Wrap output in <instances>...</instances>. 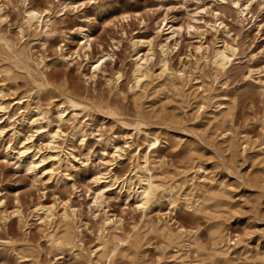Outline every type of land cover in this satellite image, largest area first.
<instances>
[{"label":"rangeland","instance_id":"rangeland-1","mask_svg":"<svg viewBox=\"0 0 264 264\" xmlns=\"http://www.w3.org/2000/svg\"><path fill=\"white\" fill-rule=\"evenodd\" d=\"M60 1L27 2L52 4L57 11L53 18L56 32L40 45L30 31H25L21 40L22 0H0L5 15L0 20V70H6L0 74V103L8 108V113L0 111V128H5L0 134V264H103L96 262L93 251L100 237H105L102 226L107 217L117 223L109 230L110 237L115 232L139 233L138 247L120 252L110 264H193L199 260L214 264L210 254L218 230H223L225 247L238 251L237 264H264V161L257 154L264 143V0H255L253 17L248 15L245 21L238 17L234 0H81L77 6L58 11ZM236 1L243 4L247 0ZM162 19L177 27L166 49L173 77L160 76L161 43L165 42L156 37V23ZM81 29L89 30L93 37L90 62L102 50L111 55L96 78L86 77L92 67L84 56L76 57ZM150 38H156L148 63L152 75L146 84L136 87L132 41ZM5 40L14 44L17 52L24 40L29 41L34 58L44 60L49 84L41 98L36 97L39 88L33 78L10 57ZM225 45L235 48L236 55L224 72H215L204 57ZM60 47L64 55L73 57L72 63L60 62ZM67 91L83 98L92 109L75 120L73 108L65 105L67 114L71 113L62 130L69 133L72 125H81L89 133L87 142L82 144L67 135L58 139V152L64 160L53 165L54 177L42 170L51 167L52 158L39 166L37 176L17 168L6 153L16 142L10 124L22 111L37 105L56 115L62 93ZM220 104L229 105L231 111L216 122L213 114L219 113ZM107 108L113 116L105 115ZM139 117L161 138L151 159L157 164L160 161L166 170L158 178L178 186L177 208L159 195L144 212L135 198L126 196L125 188L106 190L99 204L94 202L98 170L105 174L99 183L103 187L109 184V175L122 180L132 174L136 154L143 149L151 151L152 146L143 142L138 147L141 133L132 123ZM40 123L47 130L56 126L54 122ZM37 126L25 120L14 128L23 144L33 145L37 156L53 155L57 151L48 146L47 137L36 132ZM100 137L114 139L118 152L101 143ZM67 150L73 156H65ZM197 164L206 168L200 172L202 176L193 167ZM109 170L112 173L108 175ZM193 177L205 178L211 193L223 188L227 192L224 203L213 206L209 201L208 207L196 210L197 193L186 203L184 194ZM38 205L71 215L79 237L73 249L60 252L50 245L47 227L35 218ZM17 209L22 211V219L14 215ZM164 225L174 231L179 226L187 230L178 239L180 248L150 229Z\"/></svg>","mask_w":264,"mask_h":264},{"label":"bare ground","instance_id":"bare-ground-1","mask_svg":"<svg viewBox=\"0 0 264 264\" xmlns=\"http://www.w3.org/2000/svg\"><path fill=\"white\" fill-rule=\"evenodd\" d=\"M28 0H22V3L25 5L24 17L22 24L20 26L21 40L24 39V32L30 31L33 32L36 36V40H39L40 45L46 44L51 36H53L56 32V25L54 22V15L56 14V10L52 4H47L44 6L29 4ZM81 0H63L58 4V11H63L67 7L77 6ZM255 0H247L243 4L239 1L234 0L233 3L238 7L237 13L238 17L242 19V21L248 20V15L252 14V6ZM218 16V15H217ZM5 15L3 13L2 4L0 3V20H4ZM127 16L123 17L126 19ZM169 23V22H168ZM166 22V19H162L157 22L156 27V37L163 38V42L161 43V48L164 53L163 58L160 61V76L166 74L167 76L173 77L175 75L174 71L170 69L168 60L166 58V49L168 48V42L172 38H174L177 27L174 24H169ZM222 24L216 23V27H219ZM165 26H168L167 31L165 30ZM78 36L80 38L79 49L76 51V57L81 58L84 56L87 62L90 63L92 67L91 75L86 76L88 79L96 78L98 73L104 71V66L106 62L111 59V55L102 50L100 55L90 62V52L92 51V40L93 37L89 30L81 29L78 32ZM2 37V36H1ZM156 38H150L148 40H140L139 42L136 40L132 41L133 45V79L136 83V87H142V85L146 84L151 78V70L149 67V60L153 57L152 47L154 45ZM5 43L8 49L11 51L10 57L21 64V68L26 71L36 83L39 90L36 91V97L39 99L44 96V92H46V88L49 84L48 78L46 77L43 67L45 66L44 60H38V58H34V54L32 52L31 43L26 40L23 41L24 45L22 46V50L17 52L14 50V44H12L5 40ZM146 49V51H144ZM58 58L60 62L72 63L73 57H67L64 55L62 51V47L59 49ZM236 55V49L233 47H229L227 45L224 48L215 49L212 54L209 56H205L204 60L207 63H211L213 65L215 72H224L226 68L232 63L233 57ZM6 70H0L1 72ZM40 75V77L37 76ZM181 75V74H180ZM119 75L117 79H119ZM172 79V78H171ZM172 81V80H171ZM264 81V80H263ZM174 84V83H173ZM179 84V83H178ZM175 85V84H174ZM52 87V86H51ZM55 87V86H54ZM201 87V85H200ZM2 94V90H0V95ZM63 101L58 108L56 115L51 113L49 108L42 107L37 105L34 108L28 107V109L22 111L20 117L15 119L10 126L12 127L11 132L16 137L15 145H10L7 147V156L10 160L15 161L17 168L24 170L28 173H33L35 176L38 175L39 166L45 162L48 158H52L53 162L51 163L50 168L44 167L43 173L48 174L50 177L56 176V170L53 165L62 164L63 163V155H61L59 149L58 139H62L64 135L68 137L80 141L82 144H85L88 140L89 133L83 126L72 125V129L69 133H66L62 130V124L67 121L68 105L73 108L72 115L75 120H78V116L83 111H89L92 109L91 104L86 102L80 96L72 93V92H63ZM227 104V103H226ZM93 105V104H92ZM94 108V107H93ZM96 109V108H95ZM231 107L229 105L220 104L219 113L216 112L213 114L214 120L217 122L219 116H224L227 112L231 111ZM0 111H4L5 113L8 111V108L0 103ZM8 113V112H7ZM230 113V112H229ZM114 112L107 108L105 111V115L113 116ZM35 117V118H34ZM115 118V117H114ZM124 118V117H123ZM8 119L11 120L12 117L8 115ZM25 120H29L31 123L38 124L36 132L40 136L47 137L48 146L57 152L50 156H37L36 151L33 150V145L23 144V141L20 139L18 132L14 128V125L18 122H24ZM118 120V119H117ZM123 120V119H122ZM222 120V119H221ZM41 121L47 122V124H51L54 122L56 124L54 130H47L40 123ZM80 121V120H79ZM124 121V120H123ZM215 123V122H214ZM223 123V122H222ZM221 123V125H222ZM135 130L138 131V134L141 133V138L138 139V147H141L142 143H145L147 147H151V151L147 152L143 149L141 152L136 154V161L132 163L133 169L131 170L130 175L126 176L122 180L115 177V175H109L112 173L111 170L107 172L110 178L109 184H105L103 187L100 186V181L105 175L101 170L96 172V182L97 186V194L94 197L95 203L99 204V198L103 196L106 190L119 188L122 190L125 188L126 196L133 197L137 201V206L142 211L146 212L151 206L157 202L159 195L162 197H166L168 204L174 209L177 208L179 204V198L175 195V191L178 186L176 185H167L158 177L161 174H165L166 170L162 167V163L158 161V164L151 159V153L157 151V147L161 144V138L156 131H152L147 128V123L145 118L139 117L135 119L132 123ZM264 125V120H263ZM133 129V130H134ZM5 132V128H0V134ZM224 132V131H223ZM222 132V133H223ZM236 137V136H235ZM100 142L106 146H111L115 148V151L118 152L117 145L114 142V139L110 138H99ZM228 141V140H227ZM249 140L247 139V142ZM232 142V141H230ZM229 142V143H230ZM228 143V145H229ZM236 144V143H235ZM19 145V147H18ZM232 146L233 143H230ZM149 147V148H150ZM230 149V148H229ZM246 149V147H244ZM232 152V151H231ZM257 154L260 157V160L264 161V143L260 145L257 149ZM65 156H73V152L70 150L65 151ZM120 156V155H118ZM75 157V156H74ZM121 157V156H120ZM76 158V157H75ZM191 160V159H190ZM66 166L70 168L69 163H66ZM196 168V173L205 172L206 168L202 164L193 165ZM202 176V175H201ZM200 179V180H199ZM119 181V182H118ZM206 179L201 177H193L191 188L184 194L186 199V203H190V197H193V194L197 193V198L194 200L195 209L202 210L208 207L207 202L211 201L213 206H221L224 203V199L227 192L222 189H217V192L211 193L207 189ZM211 189V188H210ZM192 204V205H193ZM207 205V206H206ZM226 205V204H225ZM35 218L36 220L47 227V241L50 243L52 247L60 252H64L66 250L73 249L79 241V237L74 230L72 217L69 213L63 212L62 214H58L52 207H45L44 205H38L34 208ZM69 212V211H68ZM74 213V211L72 210ZM14 215L22 219V211L17 209L14 212ZM6 220V217H2ZM117 224L114 220L107 217L103 221L102 233L105 234V237H100L97 248L93 251L96 262H101L103 264H110L120 252L124 250H135L139 244V233H114L111 237L110 229H113V225ZM151 227V226H150ZM222 228V225H221ZM151 231L154 234H162L169 244H175L176 248H180V244L178 243V239L187 232V230L179 226L177 231L172 230L169 225H164L163 227H151ZM220 229V228H219ZM218 240L213 246V251L210 254L211 261L214 264H237L235 255L238 251L230 252L229 247H225L224 243V233L223 230H218V234L216 237ZM238 240V239H237ZM223 244V245H222ZM234 244H237L234 241ZM171 246V245H170ZM191 246V243L188 244ZM173 249V248H172ZM175 249V248H174ZM208 250V249H207ZM198 253V252H197ZM233 253V255H232ZM203 259V258H202ZM193 264H202L199 260L197 263ZM35 264H40L36 262Z\"/></svg>","mask_w":264,"mask_h":264}]
</instances>
